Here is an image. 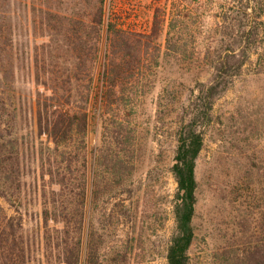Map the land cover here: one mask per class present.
Returning a JSON list of instances; mask_svg holds the SVG:
<instances>
[{
	"label": "rangeland",
	"instance_id": "374dc122",
	"mask_svg": "<svg viewBox=\"0 0 264 264\" xmlns=\"http://www.w3.org/2000/svg\"><path fill=\"white\" fill-rule=\"evenodd\" d=\"M46 10L42 0H0V17L10 24L15 48L9 110L16 116L6 131L23 137L27 166L20 205L3 207L9 214L18 208L37 249L43 221L36 165L46 139L33 128V52L49 40L40 28ZM105 12L99 72L110 47L109 22L144 34L156 26L159 52L152 50L157 56L141 64L140 83L134 79L125 87L133 90L128 104L134 110L110 111V123L126 119L132 131L128 158L134 168L125 191L91 206L94 227L104 234L101 264H167L166 246L175 231L171 166L177 127L195 111L199 89L212 84L221 92L199 127L203 147L190 264H264V0H105ZM101 113L94 100L87 134L90 179L103 139ZM108 131L116 133L113 125ZM118 200H124L127 214L101 229V205L110 213Z\"/></svg>",
	"mask_w": 264,
	"mask_h": 264
},
{
	"label": "trees",
	"instance_id": "16d2710c",
	"mask_svg": "<svg viewBox=\"0 0 264 264\" xmlns=\"http://www.w3.org/2000/svg\"><path fill=\"white\" fill-rule=\"evenodd\" d=\"M42 2L47 10L42 12L40 28L49 40L36 45L33 52L37 87L33 128L38 137L46 139L36 165L37 181L38 177L42 181L37 189L43 221L40 249L25 232L18 208L16 214H9L3 207V202L20 205L27 166L23 137L6 131V127H13L16 116L14 109L9 110L15 92V48L10 24L0 17V264H101L104 234L94 227L91 206L94 202L106 204L111 193L117 196L125 191V179L134 168L128 158L133 157V149L127 120L116 118L110 123L109 115L114 106L134 110L128 104L132 99L128 98L129 90L132 94L133 90L125 87L134 79L139 84L141 64L157 56L151 52H159L154 42L157 30L153 26L150 34H144L109 22L110 47L99 72L105 0ZM220 92L213 84L207 90L199 89L195 111L177 127L171 166L176 182L175 231L166 246L167 264H190L195 239L196 167L203 147L199 127ZM94 100L102 112L104 132L90 179L87 134ZM112 125L116 133L110 134L107 130ZM124 204V200L116 201L110 213L101 205V229L113 219L119 224L127 214ZM119 255L116 252L115 256ZM117 261L123 264V260Z\"/></svg>",
	"mask_w": 264,
	"mask_h": 264
}]
</instances>
